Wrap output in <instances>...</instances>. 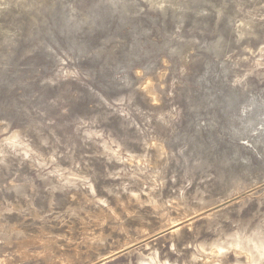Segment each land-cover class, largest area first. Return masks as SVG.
Here are the masks:
<instances>
[{
	"label": "rangeland",
	"instance_id": "374dc122",
	"mask_svg": "<svg viewBox=\"0 0 264 264\" xmlns=\"http://www.w3.org/2000/svg\"><path fill=\"white\" fill-rule=\"evenodd\" d=\"M0 264H264V0H0Z\"/></svg>",
	"mask_w": 264,
	"mask_h": 264
}]
</instances>
